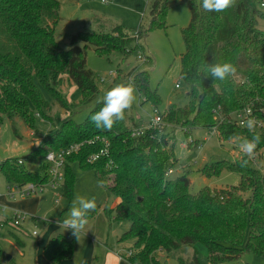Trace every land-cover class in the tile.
Listing matches in <instances>:
<instances>
[{"label":"trees","instance_id":"1","mask_svg":"<svg viewBox=\"0 0 264 264\" xmlns=\"http://www.w3.org/2000/svg\"><path fill=\"white\" fill-rule=\"evenodd\" d=\"M183 1L191 12L189 24L182 29L185 51L181 56V78L188 87L186 105L170 104L163 113V125L148 128L139 136L132 135L133 127L127 126L125 116L111 129L97 128L92 123L90 117L103 106V99L94 104L81 123L74 120L69 107L61 125L29 156L0 162L9 186L47 184L51 168L47 153L80 144L65 158L62 194L72 196V164L95 170L100 184L119 199L115 207L105 208L110 223H129L118 241L131 244L126 257L131 264H164L160 253L170 256L198 243L205 245L210 264H228L245 251L264 254V176L249 165L248 155L245 161L222 160L202 169L207 177L216 175V170L220 174L222 168L239 173V185L229 190L210 191L205 187L191 193L187 174L175 178L166 175L177 165L174 147L169 148L167 141L169 125L181 126L185 133L190 127L212 128L218 114L226 120L219 130L229 138L241 130L232 121L239 110L250 107L264 120V31L258 27L264 11L258 9L255 0H235L222 12L205 11L202 0ZM168 2L154 0L151 29L164 26ZM60 4L59 0H0V126L5 119L20 118L36 129V116L52 121L45 92L67 103L60 89L65 79L80 90L79 105H88L99 88L94 73L86 66L87 48L92 45L101 55L124 52L127 46L132 50L131 44L150 31L140 28L137 37L136 32L126 34L120 26L115 27L119 33L82 31L64 50L55 38ZM223 62H231L236 72L224 81H214L206 68ZM136 73L134 86L145 96L144 101L157 105L161 99L150 88L147 71ZM247 137L259 150L264 130L252 135L247 132ZM102 150L96 160H90ZM35 162L37 166L29 168ZM74 246V238L56 237L46 244L43 254L52 264H60L73 256ZM181 262L200 264L195 252L191 260Z\"/></svg>","mask_w":264,"mask_h":264},{"label":"rangeland","instance_id":"2","mask_svg":"<svg viewBox=\"0 0 264 264\" xmlns=\"http://www.w3.org/2000/svg\"><path fill=\"white\" fill-rule=\"evenodd\" d=\"M59 1L61 19L56 26L55 38L64 50L70 48L72 37L82 31L119 33V30H115L117 26H120L126 34L136 32L137 36V30L140 28L150 31L145 37L131 44L133 51L127 46L124 52L113 51L108 55H101L92 45L87 48L86 66L94 73L99 88L97 97L88 105H79L80 90L65 79L60 89L63 100L67 103L62 104L45 92V97L51 105L52 121L36 116V129H31L20 118L5 119L0 126V162L8 158L29 156L39 143L41 144L61 125L67 116L65 111L69 107L73 109L74 120L78 123L83 122L94 104L102 100L111 87L120 83H131L134 86L132 78L139 70L147 71L149 86L153 91H157L161 100L157 105L150 100L144 101L145 96L134 86L136 99L124 113L128 127L146 126L156 110L159 113H167L170 104L184 106L188 102V87L181 78V56L185 51L182 29L191 19V12L186 2L168 0L163 16L164 26L151 29V9L154 0ZM261 2L264 3V0H255L258 9L264 11ZM258 27L264 31V19L258 18ZM76 104L78 106L75 107ZM214 120L216 125L212 128L190 127L189 133H185L181 126L169 125L166 129L169 148L174 147L177 158V165L169 176L175 178L187 174L190 179L188 190L191 193H197L205 187H209L210 191L237 187L241 180L239 173L222 168L220 174L216 170L214 172L216 175L207 177L202 169L208 163L222 160L245 161V155L240 147L253 142L247 137V132L252 135L264 130V125L260 124L262 120L258 119L256 125L249 127L236 124L241 130H237L234 136L226 138L219 130V125L226 120L218 114H215ZM196 143L198 147L194 148ZM262 143L259 150L254 148L249 153L251 157L249 165L264 176V142ZM36 166L37 162L32 163L29 168L34 169ZM72 170L75 180L71 198L63 196L61 180L56 185H45L26 198L16 195V200H9L13 208L27 212L33 223L28 220L21 225V228L11 227L9 224H4L0 228V264H41L44 261L40 247L43 236L75 237L71 230H65L60 222L68 215L71 202L77 194L89 199L94 198L97 207L95 211L89 212L88 225L80 234L79 240L75 239L73 261L76 264H89L86 261L90 257V237L95 239L93 245L100 247V254L106 242L111 247L117 245L118 237L129 228V223L114 221L110 224L105 208L115 207L119 199L100 184L95 170L83 169L77 163L72 164ZM8 186L0 171V194L6 193ZM243 195L247 197L248 193ZM33 231L38 235L33 236ZM120 246L126 252L131 244L125 242ZM194 252L200 264H209L208 251L205 245L200 243L194 247H183L170 256L165 253H160L159 256L164 264H182L181 260H191ZM228 264H264V254L245 251L237 260Z\"/></svg>","mask_w":264,"mask_h":264},{"label":"clouds","instance_id":"3","mask_svg":"<svg viewBox=\"0 0 264 264\" xmlns=\"http://www.w3.org/2000/svg\"><path fill=\"white\" fill-rule=\"evenodd\" d=\"M235 0H202V7L207 12H222L233 6ZM236 72L231 62L212 63L206 68V74L214 81H224ZM135 88L131 83H120L111 87L103 96V106L90 117L97 128L111 129L116 121L124 118L125 110L130 108L135 97ZM251 124V122H250ZM255 141L246 144L247 152L255 148ZM97 205L94 198L75 195L68 215L60 222L65 230H71L72 235L79 240L80 234L88 225L89 212L95 211Z\"/></svg>","mask_w":264,"mask_h":264},{"label":"built area","instance_id":"4","mask_svg":"<svg viewBox=\"0 0 264 264\" xmlns=\"http://www.w3.org/2000/svg\"><path fill=\"white\" fill-rule=\"evenodd\" d=\"M260 5L264 6V3L261 2ZM135 36H137V34ZM155 112H156L155 115L153 116L152 120L149 122L148 125L134 127L132 129L133 136H139L143 134L144 131L148 128L163 125V113H159L157 110ZM258 119H261L262 121H260V124L264 125V120L262 118H258L257 116H255L253 114L252 109L250 107H247L236 112L234 115V120L232 119V121H234L239 126L249 127L251 125H256L259 122ZM79 148H80V144L74 143L70 145L67 149H63L58 152L50 151L47 153L46 160L51 163V168L49 170L50 179L47 182V184L56 185L58 181L61 180L63 181L65 158L67 155L77 151ZM240 148L241 151L244 153V155L249 156V152H247L246 146H242ZM103 152L104 151L102 150L99 154L92 155L90 160L91 161L96 160L99 157V155L102 154ZM172 172L173 170H169L166 175L169 176L170 173ZM45 185L46 184H35V183H28L22 186L12 185L8 187L7 194L11 198L15 197L16 195H18L19 197H27L35 193L36 191L41 190L42 187H44ZM0 214H8L7 219H4L3 221L0 222V227H2L4 224H9L11 227H19L21 226L22 223L30 219V215L27 212L19 209L9 210V208L3 205L2 203H0ZM33 233L36 234L37 232L34 231ZM128 254L130 255V251Z\"/></svg>","mask_w":264,"mask_h":264},{"label":"crops","instance_id":"5","mask_svg":"<svg viewBox=\"0 0 264 264\" xmlns=\"http://www.w3.org/2000/svg\"><path fill=\"white\" fill-rule=\"evenodd\" d=\"M66 113H67V111H65V115H66ZM149 123V122H148ZM135 127H140V126H135ZM37 143H39V142H37ZM42 143V142H41ZM40 144V143H39ZM38 144V145H39ZM37 145V146H38ZM50 179V178H49ZM64 179V178H63ZM49 181V180H48ZM46 185H48V184H46ZM9 187V186H8ZM8 187H7V189H8ZM24 198H26V197H24ZM20 199H22V198H20ZM9 200H16V197H10V196H8V194H7V192L6 193H4V194H0V203H2L3 205H5L6 207H8L9 208V210H12V209H17V208H13V204L9 201ZM119 201V200H118ZM118 203V202H117ZM19 210H21V209H19ZM22 211H24V210H22ZM7 217H8V214H0V222L1 221H3L4 219H7ZM29 221L30 220H33V219H28ZM27 220V221H28ZM25 223V222H24ZM30 223H33V221H30ZM23 224V223H22ZM21 224V225H22ZM111 224V223H110ZM129 226V225H128ZM22 226H19V228H21ZM1 228V227H0ZM11 228V227H10ZM34 232V231H33ZM45 234H47L46 232H45ZM32 235L33 236H37L38 235V233H36V234H34V233H32ZM48 235V234H47ZM122 235V234H121ZM120 235V236H121ZM120 236L118 237V239H117V245L116 246H113V247H111V246H109L108 244H107V242L104 244L105 246H104V249H102L103 251H101V254H100V250L101 249H99L100 247H98L97 245H93V243L92 242H95V239L93 238V237H90V257L88 258V260L86 261V262H88L89 264H131V263H129V261L127 260V255H128V253H129V251H130V247H129V250L128 251H126L125 252V250H123L124 248L123 247H121L120 245L122 244V243H125V242H119L118 240H119V238H120ZM60 237H63V238H66V237H64V236H61L60 235ZM54 237H52V238H50V236H48L47 238H46V236H43V239L40 241V247H41V252H42V255H43V257H44V261H42L41 262V264H52L51 262H49L46 258H45V256H44V254H43V250H44V247L46 246V244L51 240V239H53ZM56 238V237H55ZM74 238V240L76 239V237H72V238H66V239H73ZM89 240V239H88ZM10 258V257H9ZM48 262H46V261ZM60 264H76L74 261H73V259H72V257L70 258V259H66V260H63V261H61V263ZM82 264H85V263H82ZM210 264V263H209Z\"/></svg>","mask_w":264,"mask_h":264}]
</instances>
